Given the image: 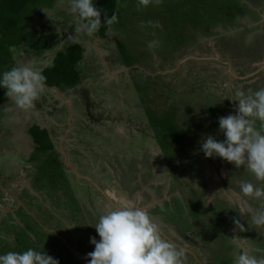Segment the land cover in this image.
I'll use <instances>...</instances> for the list:
<instances>
[{
  "label": "rangeland",
  "instance_id": "obj_1",
  "mask_svg": "<svg viewBox=\"0 0 264 264\" xmlns=\"http://www.w3.org/2000/svg\"><path fill=\"white\" fill-rule=\"evenodd\" d=\"M120 1L125 8H119L121 21L108 29L109 39L77 32L70 0L60 1L52 12H32L34 32L56 37L61 30L67 39L86 47L79 65L84 79L75 90L69 88L65 92L61 86L60 94L45 89L38 99L46 108H39L36 101L30 109L19 108L12 99L0 103L4 117L0 125V179H8L0 182V196L6 187L8 192L5 199L0 198V253L34 247L59 259L60 264H84L78 257L86 259L84 251H94L90 237L100 239L91 224L119 206H132L148 211L164 236L185 249L184 264H231L221 258V253H227L223 241L213 235L204 240L200 231L204 224H210L219 233L229 229L230 238L239 233L228 215H211L209 208L218 203L236 211L244 225L264 207L262 201L241 192L248 173L243 174V168L239 170L220 157L206 158L201 143L207 135L198 140L194 150L181 149L186 152L182 154L176 151L177 142H160L151 122L153 114H158L157 121L168 131L202 129L223 140V133L218 132V118L235 113V100L240 98L235 93L253 84L264 88L261 75L237 82L231 79L233 72H252L264 62V54L260 62L243 55L231 56L235 44L224 47L217 35L199 33L194 41L190 38L196 34L189 26L191 18L180 42L172 41L176 34L169 25L182 17L178 9L192 6L193 0H151L147 6L139 0ZM207 1L213 11L211 21L224 18L237 5L235 0ZM250 1L255 2L240 0L246 6L251 5ZM240 10L237 12H244ZM18 54L20 65L47 64L48 58L45 61L32 50L30 55L25 51ZM214 101L221 104L216 106ZM33 126L41 128L32 131L44 145L54 139L56 150L46 155L39 151V146L31 142ZM62 146L68 158L63 156ZM195 196H202L203 212L188 229L180 223L195 217L197 207L191 205ZM257 202H261L260 206ZM22 203L26 207L8 214L2 211ZM175 217L181 220L176 221ZM251 221L252 235L264 246V225ZM182 226L186 228L185 235ZM242 237L231 241L239 242L243 254L253 255L254 244L245 243L247 239ZM74 242L78 243L77 252L71 248Z\"/></svg>",
  "mask_w": 264,
  "mask_h": 264
},
{
  "label": "trees",
  "instance_id": "obj_2",
  "mask_svg": "<svg viewBox=\"0 0 264 264\" xmlns=\"http://www.w3.org/2000/svg\"><path fill=\"white\" fill-rule=\"evenodd\" d=\"M60 1L62 0H0V74L11 69L14 66L20 65L18 53L25 51L29 54V52H31L32 50L36 52L37 55H42L44 59L48 58L46 62L48 65L46 64L45 67L40 65L41 67H43L44 75L46 76L45 89L47 91L49 89L50 91H52L53 89L61 90L60 87L64 86L66 88L65 92H67L70 89L76 87V84L80 85V83L84 79L83 78L84 74L81 71L82 67H80L79 65L81 61L84 59V53L86 52V47L82 43H79L75 40L67 39V37L65 36L66 34L61 30L58 31L56 37H48V36L44 37L38 31L34 32L36 26L32 23V21H30V18L32 17V12L35 11L42 12L43 9L44 10L50 9L52 12L55 10L56 7H58V3ZM185 1L186 3L190 2L189 0H185ZM235 1L233 2L234 4L237 5L234 7L233 10H231L230 13L225 14L224 18L222 17L221 19L215 18L216 20L214 21H211V19L212 20L214 19L212 15L213 11L210 8V2H208L207 0H195V1L193 0L191 4L192 6L186 7L185 9H181V10L178 9L182 17L180 19L176 18V22L169 25L172 28L171 31L176 34V37L175 38L173 37L172 41H176V43L180 42V37L183 35L182 33L184 32L186 33L188 31L187 28L189 27L187 26L188 24L187 21L188 19L191 18L192 23H189V26L196 33L194 37H190L192 40L196 41L199 33L206 36L217 35L216 37L224 47L234 46L233 44H235L236 48L230 51L231 56L243 55L249 59H252L253 61L260 60L263 57L264 36H262L261 33H257L255 29H258L260 27L259 20L262 18L261 17L262 15H261V8L259 9L258 7L263 6L264 9V0H255V2L253 3L250 1L251 5L247 4V6L244 3L240 2V0H235ZM119 2L121 1L95 0V4L97 8L101 10L102 22L98 32H96L94 36L98 35L99 37H107L108 29L110 27L115 26L117 23L121 21L119 15V11H120L119 8L122 9L121 11H124L123 8H125V4L120 5ZM168 2L169 3L174 2V0H168ZM240 9H244V12L238 13L237 11ZM234 12L237 14H235ZM238 14L241 15L242 17L246 16V19L248 21L242 20V17L239 16ZM113 15L117 17V21L111 25H108L104 19L106 17L111 18ZM247 24H249L248 27ZM52 52L55 53L52 54ZM216 61H218L221 64L224 63L219 60ZM181 68H183V66ZM177 72H179V70H177ZM235 81L238 82L239 80H235ZM241 81L243 82V80H240L239 82ZM80 88L82 90V86ZM242 88H243L242 91H244L245 93H252L258 90L260 86L259 87L258 85L254 86L253 84L251 88L245 86ZM6 91L7 90L5 88L0 87V103L2 101L11 100V98L7 97ZM204 98H207V96H204ZM86 99L89 102H91V100H89V96H86ZM44 100L48 101L47 98H44ZM36 102L39 108L45 107L43 101L40 102V100L37 99ZM219 104H221L219 101H214V105L217 106ZM0 108H1V104H0ZM212 109L216 113L221 112L220 110L217 111L215 108ZM3 119L4 117L2 116L0 109V125ZM158 119H159L158 114H153L152 122H151V128H153L155 133L153 134L160 140L161 143L164 142V139H166L167 143L169 142L171 143L173 141L177 142L178 144L176 145L177 146L176 151L179 150L180 152H182V154L186 152L182 151L181 149L186 148V150L188 151V148H190V150H194L196 148L198 140H200L201 137L212 134V132L203 131L202 129L195 131H186V130L168 131V129H166L167 128L166 126L162 125L161 122L157 121ZM43 125L45 124L43 123ZM35 127L36 126H33L31 131L34 130ZM36 128L39 127L37 126ZM163 134H164V138L162 136ZM180 140H182L184 143L180 142ZM186 140L190 142H186ZM31 142H34L35 145L37 144L39 146V151L43 150L44 152H46L45 155L49 154V151H52L54 149L56 150V144L54 139L52 140V142L49 141L47 145L46 144L44 145V143L39 140V137H36V134L33 133ZM32 148L34 149L35 147L32 146ZM166 150H169V148H166ZM33 161H37V159L33 158ZM187 169L188 168H185L186 172ZM238 169L239 170L241 169L243 171L242 172L243 174L247 172L248 177L246 179L248 181H252L254 177L247 169H245L243 166H240ZM185 171L178 170V173L182 174ZM201 180H203V177H201ZM191 189H193L192 192L195 193L196 191L195 188H191ZM2 197L3 196H0V198ZM258 201H262V203H264V200H258ZM203 203L204 200L202 196L201 197L195 196L194 202L191 204V205L194 204V206L197 207L195 217L194 218L191 217L189 221H185V222L178 217H175V220L176 218H178V220H181V223L179 222L181 225L184 226L187 225L188 229H191V224L194 225L195 218L197 216L202 215ZM260 204L261 202H257V206H260ZM260 209L264 210V207L261 206ZM209 212H211V215H217V216L228 215L231 220L230 223H232L235 230L239 231L238 234H233L231 238H243L242 236L244 235V238L247 239V241H244L245 243L251 242L254 244L252 254L256 255L257 258H260L262 255H264L263 244L260 243L258 238H254V236L252 235L253 234V228L251 225L252 219L244 225L242 218L239 217L237 212L225 208V205L223 203H218L215 207L209 208ZM184 216L187 217L185 214ZM184 226H182V233H184L185 235L186 228H184ZM204 226H208V225L204 224L201 228L200 234L202 238L206 240L210 238L211 235L220 238L219 240L223 241V244L225 245L224 250L227 252L224 255L221 253V258L223 260L229 261V263L231 264L232 263L237 264L236 261L238 260V257L236 255L237 253L239 255H242L244 252V248L242 246H239V242L238 243L233 242L231 241L232 239L229 236H227L229 235V229H227L222 233H219L210 224L208 226L209 228H206L207 231L204 230L205 229ZM194 261L196 262V260Z\"/></svg>",
  "mask_w": 264,
  "mask_h": 264
},
{
  "label": "clouds",
  "instance_id": "obj_3",
  "mask_svg": "<svg viewBox=\"0 0 264 264\" xmlns=\"http://www.w3.org/2000/svg\"><path fill=\"white\" fill-rule=\"evenodd\" d=\"M149 2L139 0L144 6ZM70 13L77 32L88 36L98 32L102 20L95 0H70ZM104 20L111 25L117 17ZM0 87L7 90V97L16 106L30 109L45 91L43 67L34 62L14 66L0 74ZM235 95L240 97L235 100L238 101L235 113L218 118V132L223 133L224 139L207 135L202 139L201 151L206 158L220 157L237 168L247 169L257 183H242V194L264 200V88L248 94L237 91ZM252 219L255 224L264 225V210L256 212ZM91 225L100 239L90 237L95 247L87 254L88 264H184L185 249L168 240L143 208L117 207ZM0 264H60V261L43 249L29 247L24 251L0 253ZM237 264H264V257L244 253L238 257Z\"/></svg>",
  "mask_w": 264,
  "mask_h": 264
},
{
  "label": "flooded vegetation",
  "instance_id": "obj_4",
  "mask_svg": "<svg viewBox=\"0 0 264 264\" xmlns=\"http://www.w3.org/2000/svg\"><path fill=\"white\" fill-rule=\"evenodd\" d=\"M261 19L259 20V24H260V27L258 28V29H255V31L257 32V33H261V35L262 36H264V9H262L261 8ZM245 18H246V16H243L242 17V19L244 20V21H246L245 20ZM248 25L249 24H247V27H248ZM108 36V35H107ZM97 38L99 37L98 35L96 36ZM100 39H104V38H106V37H104V38H102V37H99ZM108 39H109V36H108ZM263 54H264V50H263ZM263 59V57L260 59V60H256V62H260L261 60ZM263 61H261L260 62V64H258L255 68H254V70L252 71V72H250V73H246V74H244L245 76H247V77H242V76H244V75H237L236 74V76H233V77H231V79L232 80H243V81H246V80H248L249 78H254V77H257V76H262V78H264V69H261V68H263V65H264V62L262 63ZM253 73V75H249V74H252ZM263 83H264V81H263ZM264 85V84H263ZM66 150H65V148H64V146H62V153H64L63 154V156H67V154H66V152H65ZM25 156H26V154H24ZM67 158H68V156H67ZM8 179L6 178V179H4V181H7ZM10 181V180H9ZM252 181H255V178H253L252 179ZM256 182V181H255ZM7 188V187H6ZM6 188H4L5 189V194L3 195V197H2V199H5V196L6 195H8V192H7V190H6ZM34 193L36 194V195H38V196H40L39 194H38V192H36V191H34ZM102 193L104 194V196H107V191L106 190H103L102 191ZM41 197V196H40ZM108 197V196H107ZM111 200H109V202H110ZM5 203V202H4ZM63 202H61V204H62ZM11 204V203H10ZM60 204V205H61ZM111 204H113V203H111ZM22 206H24V207H26V205L24 204V203H22V204H17V205H11V208L10 209H7V210H5L4 208H3V210L2 211H6L7 212V214L8 213H11L12 212V210H14L15 208L16 209H18V208H20V207H22ZM49 206H51V205H49ZM114 206V205H113ZM120 207V206H119ZM0 209H2V207H0ZM97 221V220H96ZM50 230H52L53 231V229L52 228H50ZM54 232V231H53ZM70 233V232H69ZM71 236V235H70ZM63 239H65V240H68V236L67 235H65V234H62V236H61ZM74 240V239H73ZM75 243L76 244H78L77 242H74L73 244L74 245H72L71 246V248L74 250V251H78V248H77V246H75ZM38 248L40 247V246H37ZM90 252V250H88V253ZM84 253L85 254H88V253H86L85 251H84ZM78 261H80V262H82V263H84V264H88V260H86V259H83L82 257L81 258H79L78 257ZM81 259H83L84 261H82ZM194 260H195V258H194Z\"/></svg>",
  "mask_w": 264,
  "mask_h": 264
},
{
  "label": "water",
  "instance_id": "obj_5",
  "mask_svg": "<svg viewBox=\"0 0 264 264\" xmlns=\"http://www.w3.org/2000/svg\"><path fill=\"white\" fill-rule=\"evenodd\" d=\"M196 59H198V57H195ZM215 60H218V59H215ZM219 61H221L220 59H219ZM180 63H183V60L180 62ZM229 64V68L231 69V67H232V65H231V63H228ZM229 69V70H230ZM261 69H264V65H263V68H261ZM233 75L234 76H236V74L233 72ZM250 76L251 75H253V73L252 74H249ZM242 77H247V76H242ZM76 252V251H75ZM79 258H81L80 256H79ZM198 259V258H197ZM82 261H84L83 259H81ZM200 261V260H199ZM85 262V261H84ZM202 263V262H201Z\"/></svg>",
  "mask_w": 264,
  "mask_h": 264
},
{
  "label": "crops",
  "instance_id": "obj_6",
  "mask_svg": "<svg viewBox=\"0 0 264 264\" xmlns=\"http://www.w3.org/2000/svg\"><path fill=\"white\" fill-rule=\"evenodd\" d=\"M85 42H88V40L85 41ZM84 44H86V43H84ZM89 45L92 47L91 43H89ZM47 65H48V64H47ZM53 92H55L56 94H60V93H62L60 89H58V90L53 89ZM61 97H63V96H61ZM64 98H66V96H64ZM26 150H28V148H27ZM28 151L30 152V150H28ZM25 152H26V151H25ZM3 180H4V179H0V182L3 181Z\"/></svg>",
  "mask_w": 264,
  "mask_h": 264
}]
</instances>
